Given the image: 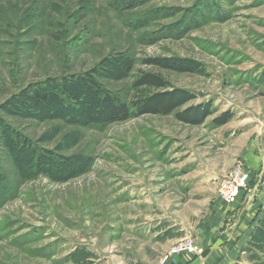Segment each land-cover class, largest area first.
<instances>
[{"label":"rangeland","instance_id":"rangeland-1","mask_svg":"<svg viewBox=\"0 0 264 264\" xmlns=\"http://www.w3.org/2000/svg\"><path fill=\"white\" fill-rule=\"evenodd\" d=\"M150 70L212 114L110 117L108 99L130 101ZM263 116L264 0H0V264H161L184 242L202 254Z\"/></svg>","mask_w":264,"mask_h":264},{"label":"crops","instance_id":"crops-1","mask_svg":"<svg viewBox=\"0 0 264 264\" xmlns=\"http://www.w3.org/2000/svg\"><path fill=\"white\" fill-rule=\"evenodd\" d=\"M252 120L254 135L241 153L248 189L235 203L212 208L202 227V254L183 251L161 264H264V119Z\"/></svg>","mask_w":264,"mask_h":264},{"label":"trees","instance_id":"trees-1","mask_svg":"<svg viewBox=\"0 0 264 264\" xmlns=\"http://www.w3.org/2000/svg\"><path fill=\"white\" fill-rule=\"evenodd\" d=\"M145 63L161 70L205 74L202 64L190 58L155 56L147 58ZM132 88L135 92L130 101L112 97L108 99L107 110L110 117L127 120L144 114H174L179 121L197 125L212 114L210 103L189 105L196 95L185 88H170V83L160 72L140 71L135 76ZM33 99L49 107L58 101L57 95L50 92H37ZM231 117V112L227 111L213 122L220 126Z\"/></svg>","mask_w":264,"mask_h":264},{"label":"built area","instance_id":"built-area-1","mask_svg":"<svg viewBox=\"0 0 264 264\" xmlns=\"http://www.w3.org/2000/svg\"><path fill=\"white\" fill-rule=\"evenodd\" d=\"M250 173L245 167L234 169L224 180L219 196L226 204H233L240 195L249 187ZM182 251L194 252V247L190 243H181L172 249L170 255ZM167 258V256H166Z\"/></svg>","mask_w":264,"mask_h":264}]
</instances>
